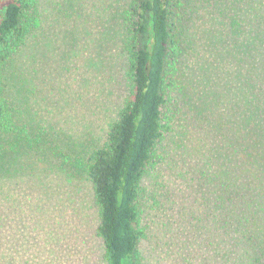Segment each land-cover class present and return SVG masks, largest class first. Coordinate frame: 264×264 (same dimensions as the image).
<instances>
[{
    "label": "trees",
    "instance_id": "obj_1",
    "mask_svg": "<svg viewBox=\"0 0 264 264\" xmlns=\"http://www.w3.org/2000/svg\"><path fill=\"white\" fill-rule=\"evenodd\" d=\"M237 5L244 15H230L229 36L218 50L223 65L216 76L222 80L211 91L215 107L225 95V105L233 99L230 117L227 108L216 125H227L226 135L212 136L222 149L218 166L190 184L199 201L188 214L194 230L170 246L166 264H264V0ZM192 14V0H118L129 85L103 144L76 161L98 207L96 233L106 264H145L146 252L156 264L154 206L162 198L153 189L184 175L178 159L190 174L206 168L193 161L205 155L206 144L191 145V124L181 115V102L191 94L186 62ZM43 15L41 0H0V166L5 155L37 140L18 112L8 73L18 52L47 29ZM204 105L209 114L219 111ZM5 262L25 263L22 257L4 259L1 249L0 264Z\"/></svg>",
    "mask_w": 264,
    "mask_h": 264
},
{
    "label": "rangeland",
    "instance_id": "obj_2",
    "mask_svg": "<svg viewBox=\"0 0 264 264\" xmlns=\"http://www.w3.org/2000/svg\"><path fill=\"white\" fill-rule=\"evenodd\" d=\"M117 3L41 0L47 29L36 34L9 66L18 112L37 140L1 160L0 250L4 259L22 257L24 264H106L103 240L96 233L98 207L89 178L76 161L103 144L129 85L120 50ZM237 3L192 0L191 54L186 62L191 94L181 102V115L183 123L189 119L191 124V145L200 140L206 144L205 155L193 156V161L199 160L206 168L190 174L178 159L185 176L175 174L163 187L153 189L162 198V206L157 210L154 206L159 227L153 239V246L159 243L154 246L158 249L155 258L159 256L156 264H166L168 252L193 232L188 214L199 201L189 186L201 178L203 170L218 166L216 158L222 149L213 137L226 135L227 125H216L227 108L230 117L233 99L229 98V106L224 103L227 96L222 97L215 114H209L204 104L216 108L211 91L216 79L222 80L216 76L223 65L218 50L229 36L230 15H244ZM150 204L155 205L154 200ZM147 254L144 263L150 264Z\"/></svg>",
    "mask_w": 264,
    "mask_h": 264
}]
</instances>
